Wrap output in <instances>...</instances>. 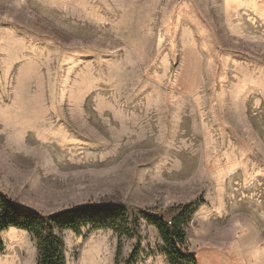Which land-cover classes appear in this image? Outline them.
Masks as SVG:
<instances>
[{
    "label": "rangeland",
    "instance_id": "374dc122",
    "mask_svg": "<svg viewBox=\"0 0 264 264\" xmlns=\"http://www.w3.org/2000/svg\"><path fill=\"white\" fill-rule=\"evenodd\" d=\"M0 191L127 207L129 235L58 230L65 264H169L143 211L188 204L198 264H264V0H0ZM0 242L36 264L27 229Z\"/></svg>",
    "mask_w": 264,
    "mask_h": 264
},
{
    "label": "trees",
    "instance_id": "16d2710c",
    "mask_svg": "<svg viewBox=\"0 0 264 264\" xmlns=\"http://www.w3.org/2000/svg\"><path fill=\"white\" fill-rule=\"evenodd\" d=\"M192 205L178 206L171 219L143 211L159 231L169 264H198L195 254L185 248L184 224L193 212ZM11 225L27 229L35 237L38 245L36 264H65L64 242L58 230L68 228L79 232L83 228H113L125 235L132 231L128 225V209L121 202H85L45 214L19 205L0 191V228ZM119 255L120 245L116 259Z\"/></svg>",
    "mask_w": 264,
    "mask_h": 264
}]
</instances>
